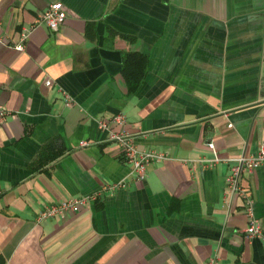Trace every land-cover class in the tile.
<instances>
[{
  "label": "crops",
  "instance_id": "obj_1",
  "mask_svg": "<svg viewBox=\"0 0 264 264\" xmlns=\"http://www.w3.org/2000/svg\"><path fill=\"white\" fill-rule=\"evenodd\" d=\"M52 1L0 0L1 264H264V167L240 179L260 237L244 236V201L224 181L228 158L264 142V0H58L57 31L37 25L13 50ZM129 51L147 60L131 90ZM118 113L110 129L168 155L142 180L97 127ZM120 179L77 212L34 221Z\"/></svg>",
  "mask_w": 264,
  "mask_h": 264
},
{
  "label": "built area",
  "instance_id": "obj_2",
  "mask_svg": "<svg viewBox=\"0 0 264 264\" xmlns=\"http://www.w3.org/2000/svg\"><path fill=\"white\" fill-rule=\"evenodd\" d=\"M65 9L62 3L58 0L52 1L46 5V7L34 18L33 22L22 26L19 30L18 42L11 46L13 50L22 51L24 43L28 37V33L37 25L44 24L50 31H57V29L63 24L65 18ZM45 85L51 83L50 79L44 81ZM63 94L64 105L69 106L71 99L66 93ZM6 113V108L0 104V122ZM124 122L123 116L117 114L109 118L100 119L97 123V127L101 131H105L106 139L115 142L117 148H119V154L128 166L129 176L131 180H142L145 176V170L149 164L154 162H162L168 158L165 151H158L154 148L147 147V149H139L136 147L133 137L123 130H113L109 128L110 124L121 125ZM91 142L81 140L78 142L79 147L88 146ZM206 145L211 150L212 155L209 158L202 160L204 166L214 165L219 161L216 157L214 144L211 141H207ZM229 162L228 174L226 175L225 187L233 195H238L244 201L243 211L247 217L246 225L244 226L243 234L246 238L260 237L262 235L260 224L258 220L252 215L251 201L246 194V190L242 187L240 179L244 174H249L256 168L264 167V142H260L255 153L252 154H240L232 158H228ZM125 179H120L117 182L105 183L100 186L99 190L91 192V194H81L77 196H69L63 198L60 201L48 203L42 207L41 210L35 215L34 221L39 222L47 220L53 217H63L66 213H74L81 209L83 206L91 203L97 199L101 193L105 190L111 191L126 186ZM213 263V260H210Z\"/></svg>",
  "mask_w": 264,
  "mask_h": 264
},
{
  "label": "trees",
  "instance_id": "obj_3",
  "mask_svg": "<svg viewBox=\"0 0 264 264\" xmlns=\"http://www.w3.org/2000/svg\"><path fill=\"white\" fill-rule=\"evenodd\" d=\"M121 61V75L124 76L129 90L135 89L144 76L147 65L146 56L135 51H129L123 54Z\"/></svg>",
  "mask_w": 264,
  "mask_h": 264
},
{
  "label": "water",
  "instance_id": "obj_4",
  "mask_svg": "<svg viewBox=\"0 0 264 264\" xmlns=\"http://www.w3.org/2000/svg\"><path fill=\"white\" fill-rule=\"evenodd\" d=\"M264 101V100H263ZM264 103V102H263Z\"/></svg>",
  "mask_w": 264,
  "mask_h": 264
}]
</instances>
